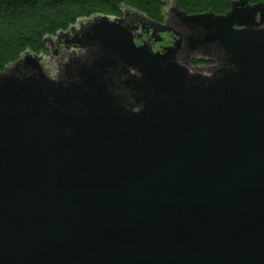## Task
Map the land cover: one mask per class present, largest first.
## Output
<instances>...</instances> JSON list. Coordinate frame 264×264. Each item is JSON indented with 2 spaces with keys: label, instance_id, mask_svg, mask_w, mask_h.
I'll return each instance as SVG.
<instances>
[{
  "label": "water",
  "instance_id": "obj_1",
  "mask_svg": "<svg viewBox=\"0 0 264 264\" xmlns=\"http://www.w3.org/2000/svg\"><path fill=\"white\" fill-rule=\"evenodd\" d=\"M173 5L162 52L128 8L46 37L83 50L56 73L0 72V264H264V3Z\"/></svg>",
  "mask_w": 264,
  "mask_h": 264
},
{
  "label": "trees",
  "instance_id": "obj_2",
  "mask_svg": "<svg viewBox=\"0 0 264 264\" xmlns=\"http://www.w3.org/2000/svg\"><path fill=\"white\" fill-rule=\"evenodd\" d=\"M167 1V0H166ZM187 15H224L237 0H170ZM251 5L264 0H248ZM126 8L161 19L160 0H0V72L26 51L46 53L44 40L94 16L121 17ZM202 62V61H200Z\"/></svg>",
  "mask_w": 264,
  "mask_h": 264
},
{
  "label": "flooded vegetation",
  "instance_id": "obj_3",
  "mask_svg": "<svg viewBox=\"0 0 264 264\" xmlns=\"http://www.w3.org/2000/svg\"><path fill=\"white\" fill-rule=\"evenodd\" d=\"M161 2V19L152 21L145 19L133 12L126 13L127 23L132 29L137 46H146V48L158 53L164 48L172 46L179 38L178 33L184 29L182 20L174 10V2L170 0H160ZM178 9H180L178 7ZM181 10V9H180ZM182 11V10H181ZM123 14L121 17H123ZM79 29L76 27L75 31ZM72 34L62 37H55L46 45L48 52L47 64L51 67L52 72L56 73L60 65L70 61L76 55H80L83 50H79L75 45L70 43ZM45 53V54H46ZM186 54L181 52L177 56V61L184 65L191 74L211 76L214 63L210 60L202 59L198 54H192L190 59L185 58ZM202 61V62H200Z\"/></svg>",
  "mask_w": 264,
  "mask_h": 264
},
{
  "label": "rangeland",
  "instance_id": "obj_4",
  "mask_svg": "<svg viewBox=\"0 0 264 264\" xmlns=\"http://www.w3.org/2000/svg\"><path fill=\"white\" fill-rule=\"evenodd\" d=\"M144 16H145V15H144ZM145 17H147V16H145ZM148 18H149V17H148ZM149 19H151V18H149ZM151 20H152V19H151ZM152 21L155 22V20H152ZM43 56H45L46 60L49 59V58H48V56H49V55H48V52H47L46 54L44 53ZM45 65L47 66L48 71L51 72L52 69H51V67L47 64V62H46Z\"/></svg>",
  "mask_w": 264,
  "mask_h": 264
}]
</instances>
